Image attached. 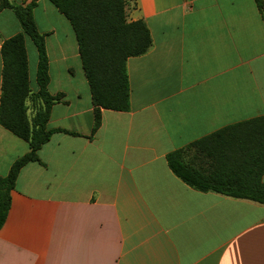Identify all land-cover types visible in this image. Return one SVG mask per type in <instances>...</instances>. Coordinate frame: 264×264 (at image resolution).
<instances>
[{
	"label": "crops",
	"instance_id": "obj_1",
	"mask_svg": "<svg viewBox=\"0 0 264 264\" xmlns=\"http://www.w3.org/2000/svg\"><path fill=\"white\" fill-rule=\"evenodd\" d=\"M27 6L35 0H9ZM34 17L45 35L57 132L41 163L20 172L0 230V264H264V205L187 186L167 156L228 126L264 116V21L254 0H134L153 46L129 58V112L95 107L79 44L48 0ZM22 32L0 12L4 41ZM27 39L30 86L38 53ZM29 117L40 101H29ZM30 152L0 125V177ZM264 180V177H263Z\"/></svg>",
	"mask_w": 264,
	"mask_h": 264
},
{
	"label": "trees",
	"instance_id": "obj_2",
	"mask_svg": "<svg viewBox=\"0 0 264 264\" xmlns=\"http://www.w3.org/2000/svg\"><path fill=\"white\" fill-rule=\"evenodd\" d=\"M70 22L79 44L93 104V134L101 126V110L129 112V58L139 57L153 46L144 21L128 22L134 0H48ZM264 21V0H254ZM36 0L27 6H15L0 0V12L11 9L22 32L2 44L3 61L0 125L29 144L30 152L18 159L7 176L0 177V230L11 209V193L21 170L30 163H41L39 151L57 132L48 122L55 104L63 94L49 92L50 73L45 35L34 17ZM27 39L38 53L37 92L30 86ZM40 101L29 117L28 102ZM171 171L187 186L200 192H213L234 199L264 205V116L228 126L185 148L170 153Z\"/></svg>",
	"mask_w": 264,
	"mask_h": 264
},
{
	"label": "rangeland",
	"instance_id": "obj_3",
	"mask_svg": "<svg viewBox=\"0 0 264 264\" xmlns=\"http://www.w3.org/2000/svg\"><path fill=\"white\" fill-rule=\"evenodd\" d=\"M29 41V44L33 47V48H35V46H34V44L32 43V41L29 39L28 40Z\"/></svg>",
	"mask_w": 264,
	"mask_h": 264
}]
</instances>
